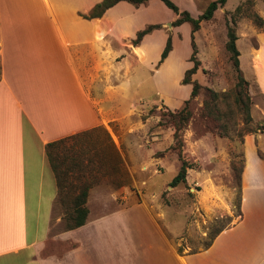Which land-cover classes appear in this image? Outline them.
Instances as JSON below:
<instances>
[{
    "label": "crops",
    "instance_id": "1",
    "mask_svg": "<svg viewBox=\"0 0 264 264\" xmlns=\"http://www.w3.org/2000/svg\"><path fill=\"white\" fill-rule=\"evenodd\" d=\"M99 1L0 0V264H57L72 251L78 264L81 251L116 248L115 240L107 244L99 233L74 236L87 227L89 210L83 225L59 234V255L42 254L56 196L45 144L95 127L114 134L117 101L126 97L131 80L128 70L118 69L154 64L168 35L164 24L174 18L162 0L138 6L119 1L101 18L81 16ZM172 1L191 15L192 7L203 8L197 0ZM225 4L217 9L229 10ZM258 12L264 23V12ZM155 23L162 27L132 43L139 29ZM173 28L180 36L182 30L190 34L188 22ZM175 33L170 31L172 49L162 66L173 57ZM236 34L240 69L250 91L264 97V27L246 36L238 28ZM255 135L264 153V131ZM151 219L162 241L157 264H264V159L244 156L238 219L209 246L180 253Z\"/></svg>",
    "mask_w": 264,
    "mask_h": 264
},
{
    "label": "rangeland",
    "instance_id": "2",
    "mask_svg": "<svg viewBox=\"0 0 264 264\" xmlns=\"http://www.w3.org/2000/svg\"><path fill=\"white\" fill-rule=\"evenodd\" d=\"M209 2L197 0L203 10ZM238 3L242 9L236 15V32L239 28L246 36L264 27V23L262 27L256 26L249 16L252 11L259 15L258 10L264 12V0H251L250 4L245 0H227L225 8L229 10L216 9L211 19L201 21L194 33L200 65L191 77L202 87L188 102L191 116L181 131L180 146L173 138L168 111L180 108L190 97L191 85L181 84L183 74L178 76L179 70L190 63V34L182 30L180 36L173 26L165 25L166 31L175 33V50L164 66L156 67L157 60L152 65L128 64L118 69L128 70V78L131 77L128 94L118 98L116 111L120 120L111 124L114 134L104 131L117 149L125 177L107 163L98 164L99 169L81 177L91 182L86 202L90 214L87 227L74 233H99L107 244L115 240L116 248L111 246L100 253L81 251L78 264H157L162 256V241L151 218L180 253L204 248L217 228L230 226L238 219L240 181L234 178L233 166H239L246 154L251 156V150L259 155L262 140L255 135L259 130L239 138L237 129L243 123L236 117L235 125L224 119L228 135L220 136L214 122L201 114L206 88L217 92L233 90L234 69L226 41L227 27L232 25L231 9ZM199 7H192V16L203 11ZM149 52L152 61L155 50ZM249 93L253 124L264 118V97L254 89H249ZM95 135L102 142L99 131ZM109 157L105 153V158ZM181 159L190 164L186 181L171 186ZM79 182L76 174L69 171L65 195L71 198L76 194ZM64 231V209L55 200L42 254L61 253L58 236ZM164 259L167 261L168 254H164ZM63 260L56 263L77 264V253L69 252Z\"/></svg>",
    "mask_w": 264,
    "mask_h": 264
},
{
    "label": "trees",
    "instance_id": "3",
    "mask_svg": "<svg viewBox=\"0 0 264 264\" xmlns=\"http://www.w3.org/2000/svg\"><path fill=\"white\" fill-rule=\"evenodd\" d=\"M119 1H127L138 6L146 3L148 0H100L88 13L81 14V16L87 19L101 18L104 16L108 8ZM162 1L174 13V18L171 21L173 27L184 22L190 24L191 53L189 61H191L192 65L185 69L181 79V84L191 85L190 97L184 101V105L180 108L174 111H168V122L173 127V138L180 146V143L182 142L181 131L191 116L188 102L192 97L198 94L202 87L198 81L191 77L196 73L200 65V60L196 57L197 48L194 42V32L200 28L201 21L211 19L214 11L218 7H222L227 0H211L201 14L196 17L192 16L187 10H180L172 0ZM245 1L248 4L251 3V0ZM241 9L242 4H238L235 7L231 14L232 25L227 27L226 49L230 53L235 78L233 90L231 92H217L209 87L206 88L207 95L203 100L201 108L202 116L211 119L214 122L216 130L220 136L228 135V125L224 122V119L235 125L237 122L236 117H238L243 123L242 126L237 129V135L239 138H242L243 135L248 132H255L257 130L264 131V118H261L252 124V100L248 89V81L244 77L239 66V50L236 46L237 34L235 26L237 22L236 15L240 14ZM249 16H251L252 21L256 26H263V19L256 11H252ZM161 27V24L157 23L146 25L144 28L139 29L136 32L135 37L132 39V43L134 45L138 44L145 34L151 32L153 29ZM171 49L172 38L171 34L168 32L165 45L160 52L156 67L164 61ZM97 131H99L100 136H103V143L99 139V136L95 135V132ZM45 153L55 177V200L59 201L64 209V226L66 230L74 229L83 225L89 212L86 202L91 182L87 179L83 180L81 177L86 173H91L95 169H99L100 167L98 164L100 163L101 165L104 163L110 164L111 169H113L114 172L119 171V175L125 177L117 149L107 132L104 131L102 127H95L50 141L45 144ZM105 153H108L110 157L106 159ZM251 154L253 156L252 150ZM258 154L264 159V153L261 150H258ZM188 167H190V164L186 160L181 159L179 170L170 181L171 186H176L178 183L186 181V171ZM242 168L243 161H240L239 166H233L234 178L238 183L240 181ZM69 171L75 173L78 180H80L78 191L71 198L65 195ZM123 182H125V178H123ZM223 228L224 227L217 228L213 232L205 247L210 245L213 238Z\"/></svg>",
    "mask_w": 264,
    "mask_h": 264
},
{
    "label": "water",
    "instance_id": "4",
    "mask_svg": "<svg viewBox=\"0 0 264 264\" xmlns=\"http://www.w3.org/2000/svg\"><path fill=\"white\" fill-rule=\"evenodd\" d=\"M167 26V27H172V24H171V22H167L166 24H164V26Z\"/></svg>",
    "mask_w": 264,
    "mask_h": 264
}]
</instances>
